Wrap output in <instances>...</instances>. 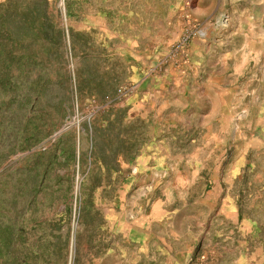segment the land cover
Here are the masks:
<instances>
[{"label": "rangeland", "instance_id": "374dc122", "mask_svg": "<svg viewBox=\"0 0 264 264\" xmlns=\"http://www.w3.org/2000/svg\"><path fill=\"white\" fill-rule=\"evenodd\" d=\"M12 2L0 264H264V0Z\"/></svg>", "mask_w": 264, "mask_h": 264}, {"label": "crops", "instance_id": "0c3cea01", "mask_svg": "<svg viewBox=\"0 0 264 264\" xmlns=\"http://www.w3.org/2000/svg\"><path fill=\"white\" fill-rule=\"evenodd\" d=\"M150 59V63L153 64L154 62H151L152 58ZM134 77L137 82L135 83V93L132 96V99L134 102H137V105L140 107L147 106L148 110L152 109V107H155L157 104L165 103L167 95L166 85L177 83L178 81L175 77H172V74L169 71L163 72L161 76H146L145 72H142L141 74L140 72H137ZM164 138L165 135L155 136V138L153 136V143L149 144L145 149V154H154L156 151H160L162 147H165ZM160 139L163 140L159 141ZM167 151L168 150L165 148L164 153H167Z\"/></svg>", "mask_w": 264, "mask_h": 264}, {"label": "trees", "instance_id": "16d2710c", "mask_svg": "<svg viewBox=\"0 0 264 264\" xmlns=\"http://www.w3.org/2000/svg\"><path fill=\"white\" fill-rule=\"evenodd\" d=\"M19 16H21V11L15 7L12 0H0V39H8L9 22L13 18H19ZM3 49L0 47V53L3 52Z\"/></svg>", "mask_w": 264, "mask_h": 264}, {"label": "built area", "instance_id": "2783aa9c", "mask_svg": "<svg viewBox=\"0 0 264 264\" xmlns=\"http://www.w3.org/2000/svg\"><path fill=\"white\" fill-rule=\"evenodd\" d=\"M220 20H221L220 22L222 25H226L228 23V17L226 15L221 16ZM198 35L202 36L203 34H202V32H198ZM67 127L68 126H65V128H67Z\"/></svg>", "mask_w": 264, "mask_h": 264}]
</instances>
